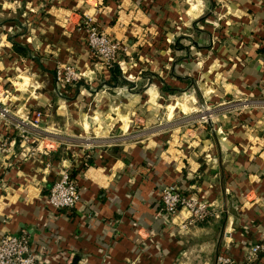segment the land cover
Masks as SVG:
<instances>
[{"label": "crops", "instance_id": "0c3cea01", "mask_svg": "<svg viewBox=\"0 0 264 264\" xmlns=\"http://www.w3.org/2000/svg\"><path fill=\"white\" fill-rule=\"evenodd\" d=\"M200 4L0 0V235L24 233L37 264H219L217 254L241 262L264 239V0H215L213 20ZM84 16L126 47L110 66L92 67L82 49L78 79L55 86L53 62L37 48L60 25L73 28L67 46L80 43ZM101 71L112 91L66 99ZM194 106L209 107L210 118L150 125L161 107L171 124L175 110ZM63 169L78 199L54 208L46 194ZM166 185L214 214L182 227L184 209L160 207ZM249 264H264V249Z\"/></svg>", "mask_w": 264, "mask_h": 264}, {"label": "built area", "instance_id": "2783aa9c", "mask_svg": "<svg viewBox=\"0 0 264 264\" xmlns=\"http://www.w3.org/2000/svg\"><path fill=\"white\" fill-rule=\"evenodd\" d=\"M76 26L84 32L88 48L98 56L103 66H110L119 51L126 47L124 43L97 29L88 16L79 19ZM80 74L81 71L71 63L56 64L53 69L55 86L76 81ZM199 118H204V115H199ZM15 127L18 129L21 141L25 142L32 136L21 123H16ZM3 146L4 143L0 142V155ZM46 199L48 204L54 208H70L74 205L78 199L77 185L67 170L63 169L50 184ZM159 202L160 207L168 214H175L179 209L187 212L186 219L181 223L182 227L214 214L207 202L199 200L192 193H182L172 185L162 186L159 189ZM261 249H264V239L249 245L241 262H236L227 254H217L216 262L219 264H249ZM38 262L24 233H2L0 235V264H37Z\"/></svg>", "mask_w": 264, "mask_h": 264}, {"label": "rangeland", "instance_id": "374dc122", "mask_svg": "<svg viewBox=\"0 0 264 264\" xmlns=\"http://www.w3.org/2000/svg\"><path fill=\"white\" fill-rule=\"evenodd\" d=\"M215 5H216L215 4V0H201V4L199 5V11H200L201 15H203V17L205 19H207V20L208 19L209 20H213L212 17L215 16V14L218 13V12L213 11ZM43 14L44 13H40V14H37V16H40V19H41V16ZM8 15H10V14H8ZM37 16H35L34 18H36ZM24 18L29 19V14L25 13L24 14ZM200 22L201 21H198V24H200ZM95 23H96L95 21L92 22V24H94L96 26ZM204 24H205V27H208L207 23H204ZM60 26H55L52 29V31H51V37L54 39V41H50L51 42L50 44L47 43V42H45V43L41 42L39 44V48H37L40 52L38 53V51H36V53L41 57L42 60H44V62H46V60L52 61L53 63H51V65H53V69H54V66L56 64H59V63H71V64H73L76 67L77 65H79L78 62H77L78 60H77L76 54L78 52H80L82 49H84V50L86 49V51L88 52V58H89V63L91 65V67H92V65L95 62L97 63V65L102 63V61L98 58V56L95 53H92L90 51V49L88 48V46L86 44V41H85L84 34H83V38L81 37L82 40L80 41V43L72 44L73 47L72 46H67L65 44V38H66L67 35H69V34H67V32L72 31L73 28H72V30H70L71 29L70 24L69 25H60ZM96 27H97V29L101 30V28L98 25ZM31 30L32 29H27L28 32H30ZM211 30H213V29H211ZM38 31H39V29H38ZM40 31H41V34H43L46 37L47 31L45 29H43V28H41ZM101 31H103V30H101ZM105 33L108 34L107 32H105ZM108 35L111 36L110 34H108ZM195 36H196V33L193 31V37H195ZM80 47H82V48H80ZM48 50H52V51L48 52ZM42 56L45 57L46 60ZM53 69H52V71H53ZM76 69H77V67H76ZM97 75H98L97 80H95L97 84L94 82V79L92 81H89V82L87 81L85 83L90 85L91 88H87L86 87V89H85L84 88V82L76 83L77 85L76 84L75 85L77 86L78 90L76 91V93H75V91L73 93L68 91V93H67L68 97H66V99H70L71 100V99L74 98V100H75V99L79 98V100H80V99H85L86 95L92 97L99 90H105L106 89V90L112 91L111 88H104V86L101 85L102 82L100 80L102 79V71L99 72ZM119 83H121V80L117 79V82H115L114 84H119ZM55 92H56L57 95H60V96H61V94H63V93H59L57 89H56ZM76 95H79L78 98H76ZM165 101H167V99H164L163 102H165ZM176 103H178V100L174 99L173 104L176 105ZM196 104H197V102L194 105H196ZM196 106H194L193 108H190L192 110H189V111L186 109L185 112H182L180 110H175L173 112L172 117H171L172 119L174 118L173 119L174 123H171V124H167L165 122L164 119L166 117V109H165V107H161L158 110V112H157L154 124H150V125L154 129L158 128V127L161 129V128H167V126H173L176 123L177 124L180 123V122L183 123L186 120H188L189 123L193 122L192 119H195V118L198 119L199 115H204V118H205V119L204 118H199L202 121L201 123H203V121H205L208 118H210V115H211L212 111H211V109L209 107L204 106V107L198 109L199 107L197 108ZM168 107H170V105ZM183 118H185L184 119L185 121H183ZM135 128H138V125L135 126ZM48 141L49 140L45 139L46 143Z\"/></svg>", "mask_w": 264, "mask_h": 264}, {"label": "trees", "instance_id": "16d2710c", "mask_svg": "<svg viewBox=\"0 0 264 264\" xmlns=\"http://www.w3.org/2000/svg\"><path fill=\"white\" fill-rule=\"evenodd\" d=\"M12 46H13V49L21 54H26V48L21 46V45H18L16 43H12ZM111 75L114 77L115 76V69L113 68L111 70Z\"/></svg>", "mask_w": 264, "mask_h": 264}]
</instances>
